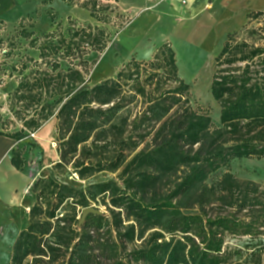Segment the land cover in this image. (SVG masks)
<instances>
[{
  "label": "trees",
  "instance_id": "1",
  "mask_svg": "<svg viewBox=\"0 0 264 264\" xmlns=\"http://www.w3.org/2000/svg\"><path fill=\"white\" fill-rule=\"evenodd\" d=\"M103 4L87 0L79 7L105 25L113 16L121 20L113 34L72 19L67 29L60 23L38 37L25 29L19 33L38 55L13 65L16 86L7 99L13 122L0 116V135L20 142L55 117L60 159L51 175L33 184L36 202L29 226L13 245L11 264L28 259L31 264H99L102 257H117L113 238L144 240L146 247L136 257L142 264H261L264 243L235 259L241 251H227L224 237L264 234L262 186L239 181L230 171L235 159L264 158V46L240 41L238 32L227 36L210 85L221 107L216 126L209 113L193 107L191 86L179 75L170 43L158 47L150 61L133 58L116 77L87 87L101 55L131 21L119 8ZM260 15L253 13L250 20ZM9 47L6 58L12 61L15 50ZM143 98V112L133 116L130 108ZM17 122L21 127L11 131ZM109 147L113 155L98 154ZM12 156L21 169L20 149ZM104 171H120L119 181L80 190L58 180L65 173L87 180ZM218 171L220 178L208 182ZM99 196L110 217L88 214L81 225L82 210ZM243 212L251 218L241 219Z\"/></svg>",
  "mask_w": 264,
  "mask_h": 264
},
{
  "label": "rangeland",
  "instance_id": "2",
  "mask_svg": "<svg viewBox=\"0 0 264 264\" xmlns=\"http://www.w3.org/2000/svg\"><path fill=\"white\" fill-rule=\"evenodd\" d=\"M85 1L87 0H0V40L6 41L9 45H11V48L14 47L15 50L12 61L9 60L7 63H3L0 65V116H2L5 120L9 119L10 122H13L12 115L7 108L8 95L16 86L15 76L13 78L10 76L11 74H17V72L12 71L13 65L17 64L20 61V58L23 56L31 54L36 57L38 55L37 52L28 49L29 43L24 38L19 36V33L22 32L23 29L34 32V37H38L46 32L52 31L53 28L60 23L64 26L65 29H67L70 19H72L83 25L93 24L108 28L111 34H113L117 31L119 25H122L121 20H118V18H116L115 16H113L112 21H110L108 25L96 21L93 17L89 22V20L81 13L82 8L79 7V5ZM102 1L103 3H105L103 5L111 4L109 2L110 0ZM112 2L114 4L116 3L115 0H112ZM114 4H111L112 7L115 6ZM124 15L125 17H128L126 14ZM125 19L126 18L123 19V22H125ZM17 30L19 31L17 32V36L14 38L15 32ZM237 32L240 41L246 40L251 44L255 43L256 45L264 46V13H262V15L257 18L251 19L245 28ZM220 51L221 49L215 55L213 70H215V60L220 54ZM95 55V53L88 55V59L92 62L94 60H97V57H95ZM179 55L181 57L180 61L183 70H191V74L197 73L199 76L200 74L203 75V80H198L195 83H191V102L193 107L199 113H209L210 117L213 119L214 124L216 126H219L221 120V107L219 103L213 99L211 88L206 91L205 86V76L208 70L211 69L210 64H206V58H204V56L193 59L189 57L190 54L186 51H180ZM103 63H105V54L101 55L100 60L94 66L87 87H93L95 84H99L102 81L116 77L120 69L125 65L123 64L122 66L116 67L110 72L107 71L109 74H103L99 71ZM147 88H149V90L153 89V87ZM145 100L146 99L144 98L140 99L138 105L132 106L130 108L133 116H136L139 113L143 112L146 106L144 104ZM51 120L49 121L53 123L54 129L53 133H51L47 139H41L40 137L38 138V133L36 132L34 137L29 136V138H26L19 142L21 156H23L24 158L23 166H26V169L30 168V170L34 172L36 178L34 179V182L39 178H45L51 175L52 165L55 162H58L60 159L57 153V123L55 118H52ZM48 123L49 122H47L44 127H46ZM16 124V127L12 128L11 131H14L16 128L18 129L21 127V124H19L18 122ZM98 154H100V156H103V158L113 155V147H109L102 151L99 150ZM258 160L259 159L249 158H242L239 160L235 159L230 163V171L239 181H249L254 177L258 178L259 176H264V166ZM119 174L120 171L115 173L104 171L97 173V175L87 180H79L78 176L75 173H65V175H61L60 177H58V180L62 183H67L77 189L87 190L90 185H95L99 182H107L110 180L119 181ZM221 174V171L212 174L208 182L212 183L213 181L218 180ZM33 184L30 187L31 189L28 192L25 200L26 206L29 207L28 212L24 211L26 213H30L36 202V195L33 192L32 188ZM258 184L262 186L261 190L264 191V185L261 183ZM107 201L108 200L106 199L105 202ZM91 207L99 209L101 215H103L104 217H110L108 207L104 204L101 196H99L96 202L92 203ZM218 211L221 212V210ZM226 211L227 213H234L235 209L227 208ZM214 212L217 213V210H214ZM245 214L247 213L243 212V214L240 215L241 219L248 218L249 220V218L251 217L246 216ZM111 230V227H103L104 234H106V236L109 238L111 237ZM19 233L0 234V264H11L12 248L18 238ZM149 234L150 233L147 234V240L150 238ZM166 236H168V234ZM167 238L169 239L170 236H168ZM224 238L226 246L225 248L227 251H241L240 256L239 254H235V259H240L241 255L243 258H245V256L251 254L253 250L260 248L261 244L264 243V234H260L259 236L255 237H241L228 233ZM143 241L136 239L135 241H132V243H127L121 238H113L110 242H114L116 244V246L114 245V247L119 250L117 257L114 260L112 258L102 257L98 260L99 264H142L141 262L136 260V257L137 253L146 247V242ZM256 259L257 258H254V261H256ZM25 264H31V259H28ZM261 264H264V256L261 259Z\"/></svg>",
  "mask_w": 264,
  "mask_h": 264
},
{
  "label": "crops",
  "instance_id": "3",
  "mask_svg": "<svg viewBox=\"0 0 264 264\" xmlns=\"http://www.w3.org/2000/svg\"><path fill=\"white\" fill-rule=\"evenodd\" d=\"M109 2L114 4L112 0ZM115 2L120 13L126 14L131 21L103 53L105 63L99 69L100 73L109 74L108 72L133 58L139 62L150 61L158 47L170 43L177 55L179 75L189 86L203 80V75L183 70L180 51L188 52L193 59L200 56L206 58V64H210L211 68L205 76L206 91L211 88L215 55L222 49L227 36L245 28L253 13H264V0ZM81 13L89 22L92 20L87 9L82 8ZM107 67L108 70H105ZM51 121L37 132L38 138L47 139L53 133ZM17 148L19 141L0 135V234L19 233L29 226V213L24 212H28L29 207L25 200L36 178L30 168L22 166L18 169L14 166L12 154ZM258 161L264 166V159ZM250 180L264 185V176Z\"/></svg>",
  "mask_w": 264,
  "mask_h": 264
},
{
  "label": "built area",
  "instance_id": "4",
  "mask_svg": "<svg viewBox=\"0 0 264 264\" xmlns=\"http://www.w3.org/2000/svg\"><path fill=\"white\" fill-rule=\"evenodd\" d=\"M11 52V49L9 47L8 43H4L0 45V65L3 63H7L9 60L6 58V56ZM35 133L30 134V136H35Z\"/></svg>",
  "mask_w": 264,
  "mask_h": 264
},
{
  "label": "water",
  "instance_id": "5",
  "mask_svg": "<svg viewBox=\"0 0 264 264\" xmlns=\"http://www.w3.org/2000/svg\"><path fill=\"white\" fill-rule=\"evenodd\" d=\"M88 214H94V215H97V216H99V215H101V212H100V210L99 209H96V208H94V207H88V208H84L83 210H82V215H81V221H80V224L82 225L83 224V222L85 221V217L88 215Z\"/></svg>",
  "mask_w": 264,
  "mask_h": 264
},
{
  "label": "bare ground",
  "instance_id": "6",
  "mask_svg": "<svg viewBox=\"0 0 264 264\" xmlns=\"http://www.w3.org/2000/svg\"><path fill=\"white\" fill-rule=\"evenodd\" d=\"M106 65V64H105ZM105 68V67H104ZM108 69V68H107ZM107 69H105V70H107ZM104 71V70H103Z\"/></svg>",
  "mask_w": 264,
  "mask_h": 264
}]
</instances>
